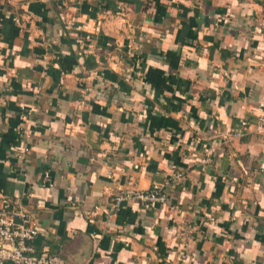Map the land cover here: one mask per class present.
<instances>
[{
  "label": "crops",
  "instance_id": "crops-1",
  "mask_svg": "<svg viewBox=\"0 0 264 264\" xmlns=\"http://www.w3.org/2000/svg\"><path fill=\"white\" fill-rule=\"evenodd\" d=\"M260 116L264 0H0V203L36 253L264 264Z\"/></svg>",
  "mask_w": 264,
  "mask_h": 264
},
{
  "label": "built area",
  "instance_id": "built-area-1",
  "mask_svg": "<svg viewBox=\"0 0 264 264\" xmlns=\"http://www.w3.org/2000/svg\"><path fill=\"white\" fill-rule=\"evenodd\" d=\"M241 123L242 126L248 124L246 120ZM255 128L264 133L263 116L258 117ZM181 176L177 171L161 181H152L146 189H120L113 195V205L126 202L164 204L168 197L167 186ZM37 234L35 220L28 209L20 204L0 203V264H71L55 253H36L32 242Z\"/></svg>",
  "mask_w": 264,
  "mask_h": 264
},
{
  "label": "trees",
  "instance_id": "trees-1",
  "mask_svg": "<svg viewBox=\"0 0 264 264\" xmlns=\"http://www.w3.org/2000/svg\"><path fill=\"white\" fill-rule=\"evenodd\" d=\"M235 264H239V263H235Z\"/></svg>",
  "mask_w": 264,
  "mask_h": 264
}]
</instances>
